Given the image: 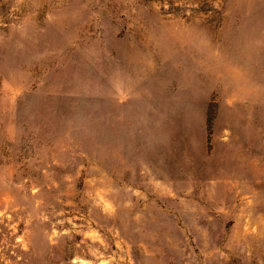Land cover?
I'll return each instance as SVG.
<instances>
[{
  "label": "rangeland",
  "instance_id": "1",
  "mask_svg": "<svg viewBox=\"0 0 264 264\" xmlns=\"http://www.w3.org/2000/svg\"><path fill=\"white\" fill-rule=\"evenodd\" d=\"M0 264H264V0H0Z\"/></svg>",
  "mask_w": 264,
  "mask_h": 264
},
{
  "label": "trees",
  "instance_id": "2",
  "mask_svg": "<svg viewBox=\"0 0 264 264\" xmlns=\"http://www.w3.org/2000/svg\"><path fill=\"white\" fill-rule=\"evenodd\" d=\"M210 125H211V122H210V119L208 120V124H207V131H208V134L210 133Z\"/></svg>",
  "mask_w": 264,
  "mask_h": 264
}]
</instances>
